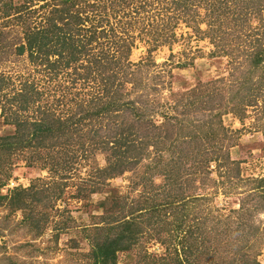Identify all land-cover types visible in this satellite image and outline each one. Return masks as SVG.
<instances>
[{
	"label": "rangeland",
	"instance_id": "1",
	"mask_svg": "<svg viewBox=\"0 0 264 264\" xmlns=\"http://www.w3.org/2000/svg\"><path fill=\"white\" fill-rule=\"evenodd\" d=\"M24 1L0 0V105L10 106V119L16 114L22 119V131L32 127L30 121L55 117L75 121L79 130L71 132L70 125L67 134L37 133L44 145L31 143L0 161V194H7L0 199V264H96L91 242L111 224L109 235H116L129 216L137 233L128 248L116 252L115 264H172L177 258L178 264H242L258 246L256 259L264 264V238L239 251L230 238L254 225L264 236V185L246 180L264 177V72L251 64V34L264 32V0H214V9L226 4L227 18L235 17L226 25L228 19L217 10L215 17L221 15L216 21L213 16L208 35L173 11L155 15L165 0H155L147 11L145 0L130 5L80 0L87 6L80 13L88 17L83 27L93 33L87 47L86 31L61 28L50 0ZM207 2L193 3L201 12L197 19ZM167 17L168 25H162ZM208 19L204 15L205 21L196 23L206 29ZM154 27L157 38L151 34ZM64 31L66 38L75 36L70 40L75 45L82 44L72 57L68 38L56 46L45 44ZM30 33L37 44L29 43ZM119 35L133 40L129 55L114 45ZM101 50L120 57L108 69L120 76L118 83L101 79L97 65L87 68ZM110 100L115 108L96 113ZM233 101L240 112L224 110L219 123L217 112ZM4 120L0 114V134L14 133V124ZM115 159L116 166L124 162L127 167L117 173L114 166V174L104 176L102 170ZM16 186L27 189L21 208L8 200ZM173 193L181 201L197 199L185 209L180 200L167 212L149 208L146 196L158 202ZM116 196L124 206H112ZM134 201L139 209L129 210ZM181 213L182 227L197 237L187 255L177 237L169 240V230L153 228L165 227L162 220ZM205 245L208 253L201 254Z\"/></svg>",
	"mask_w": 264,
	"mask_h": 264
},
{
	"label": "trees",
	"instance_id": "2",
	"mask_svg": "<svg viewBox=\"0 0 264 264\" xmlns=\"http://www.w3.org/2000/svg\"><path fill=\"white\" fill-rule=\"evenodd\" d=\"M28 1H33V0H25L23 2V5L25 3H27ZM40 1H42V0H40ZM126 1H127V4L130 5V3H132L133 1H136V0H126ZM145 1H147V2H146V6H144L145 8H143L144 10L152 7L155 0H145ZM156 1H158V0H156ZM165 1H166V3L163 6V8H161V10H157L156 13L152 11L153 14L155 13V15L156 14L159 15L161 11H163V12L173 11L175 13L174 15L176 18L183 17V19L186 23H188L189 25H192L193 28H195V31H202V32H205L207 35L209 32V29L213 25L212 24L213 16H214L215 21H216L217 17H220L221 14H222L223 18L229 17L227 15L228 13L224 10L226 7V4L221 5V9L220 8L214 9V5H213L214 0H208V2L205 3V6L203 5V7H204L203 16H201V18H199L201 21H205V20H203L204 15H205V19H206V16L209 17L208 23H206L209 26H207L206 29H203L200 26H198V24L196 23L197 20L199 21V19H197L196 17L199 14L201 15V12L199 10H196V8H195L196 5L193 4L195 2L197 3V0H165ZM79 2H80V0H50L49 3H52L51 9L55 10L54 11L55 20H59L63 24V26H61V28H66V29L67 28L68 29L75 28L76 31H78L79 29L86 31L84 34V37H83L84 38L83 39L84 40L83 46L87 47L88 43L90 42V40L93 36V33L92 32L90 33V28L88 26L84 25L85 27H83V22H85L88 19V17L85 16V18H82V16H80V13L85 12L87 9V6L86 5L82 6L81 4L79 5ZM62 4H64V7L62 6ZM118 4L120 5L121 3L119 2ZM127 4H125V6H127ZM134 4H138V3H134ZM134 4L132 6H135V8H137L136 5H134ZM42 5H44V4H42ZM111 5H112V1H111ZM148 5L150 7L147 8ZM24 7H26V6H24ZM217 10H219L221 12V14L215 17V12ZM34 11H36V10H34ZM259 13L260 12L258 10V12L256 14H259ZM64 14L66 16H64ZM169 17H167L166 21L162 25H168V23L170 21ZM234 17H230L229 19L227 18L228 20L226 22H228V23L226 25L231 24ZM65 18L67 20H64ZM48 19H51V18H48ZM160 19L164 20L163 17H161ZM55 20L51 19V22H50L51 28H57L56 26H58V25H56L55 22H53ZM156 20H158V19H156ZM133 22L134 21L132 20V21H130L129 24L131 25ZM220 23L221 22L216 23L217 27H221ZM247 24L250 25V22H248ZM231 25H233V24H231ZM151 30H152V32H151L152 36L154 38H157L158 33H156V31L158 29L156 27H154V29L151 28ZM87 31H88V33H87ZM93 31H94V29H93ZM111 31H112V33L115 34V29H111ZM125 31H127V30H125ZM30 32L34 33L35 31H34V29H32ZM260 32L263 34V36H260V35L253 36L251 34V36H252L251 40L254 43V45L252 46L253 47V55L251 58V64L254 67L260 65L262 67L263 72H264V32L263 31H260ZM66 33L67 32L64 31L63 35L61 33L58 35H56V34L52 35L51 37L48 38V39H52L51 42L45 43V44H47L49 47L51 45L56 46L57 44H59V41L61 39L67 40V38H68L66 43L69 45L68 47L70 49L67 51V54H69V57H72L78 51H80L82 44L79 46L75 45L72 42V41H74L75 36L73 34H71L69 37L66 38V36H65ZM125 33H127V32H125ZM160 35H162V31H160ZM171 35H174V31L171 32ZM32 36H33V34H31V33L28 34V36H27L29 43L33 42L34 44H37L38 42H37L36 36L34 35L33 38H32ZM118 37H119V40L113 38L111 40V42H115L117 40L118 42L114 43V45H116L117 47L119 46L123 49L125 48V50H127V52H125L126 55H129L128 51H130V49H131L133 40L128 38L127 36L125 37V36L119 35ZM129 37H130V35H129ZM70 40H72V41H70ZM248 41H249V38H247V42ZM63 43H65V42H63ZM63 43L61 42L60 45H63ZM41 44H43V43H41ZM21 49H22V47H21ZM99 53H100L99 56L98 55H96V57L94 56L92 58V60L88 63V65H90V66L87 68H91V67H94L95 65H97L98 66L97 69H100L99 72L103 73L100 76L101 79L106 81L105 80L106 78L110 79L112 77L113 78V79H111L112 83H115L117 81V79H118V81H117V83H118L120 81V76L114 70H108V69L110 67L111 62L114 61V64H115L116 62H118L116 59H119L120 57L118 55H117L118 57H114V56H116L115 54H109V53H108L109 56L107 57V55L102 50ZM103 57H105L107 59H111V60L110 61H108V60L103 61L102 60ZM17 95L13 94L12 97L16 98ZM231 99L234 100V97L232 96ZM235 101L231 102V104L228 107H225L223 110H220L219 112H217L219 123H221V119L219 117L221 116V114L224 110L227 109V111L233 112L235 114L240 112V109L237 107ZM115 106H116V104L114 101H112V100L105 101L96 110V113L101 112L102 109H105L107 107L115 108ZM0 108H1L0 114L3 117H5L4 121L6 123L14 124V126H15L14 133H8V134H4V135L0 134V161L4 158L5 154L10 155L14 151H18V150H20L26 146H30L31 143H33L36 146L37 145H44L45 144L44 143V137H46V135L48 133L52 135L56 131L57 134L59 133L60 135L61 134H67V131L70 129V125L72 126L71 132H76L77 130H79L74 124L75 121L73 122L70 120L68 122L67 120H61L60 118L55 117V118H51L49 120L42 121V122L41 121H34V122L30 121L31 124H29V125L32 127L28 128L27 131H22V127L24 126V125H22L23 124L22 119L16 118L17 114L12 119L9 118V117H12V116H10V114H8L10 111V106L5 107L3 104H1ZM242 110H243V108H242ZM244 113H246L245 110H244ZM85 115H87V113ZM72 124H74V125H72ZM220 125L221 124H219V128L221 130H225V128H223ZM37 133L38 134L40 133V135H42L44 137H42V138L37 137V135H38ZM139 160H140L139 158L137 160H135L134 164H132V165H136V163ZM116 161H117V159L109 160L108 166H110V169L107 166L104 170H102V172L104 173V176L105 175L112 176L114 173H110V172L113 171L114 166H115L114 168L116 169V172L117 171L122 172L127 167L125 165L127 163L123 164L124 162L123 163L118 162V165L116 166L115 165ZM118 161H119V159H118ZM107 168H108V170H107ZM160 169H163V166H160L159 170ZM246 180H248L251 184L254 183L255 184L254 187L264 185V177L258 178V177L249 176ZM1 183L2 182H0V184ZM262 191H264V189ZM26 192H27V189L25 187H22V186L13 187V189L11 190V192L8 195L9 204L13 208H18V207L21 208L24 204L22 196ZM175 195L176 194H174V193L169 194V196H170L169 199L166 197L163 199V201H158V202H156L155 200L152 201L151 199H149V196H146V200L148 202L149 208H152L153 211L159 210L161 207H164V210L167 212V210L169 208L175 209L178 207L177 203L180 200V198H178L177 196L175 197ZM263 195H264V193H263ZM5 197H7V194L6 195L0 194V199L5 198ZM196 197L197 196H192V197L188 196L186 199H183L182 201L180 200L182 203V209H185L184 207H186V204L190 200L197 199ZM121 198L122 197H119V196L114 197L113 198L114 204H112V206L113 207L114 206L115 207H117V206L122 207L121 204L124 206L125 202L123 203L121 201ZM188 198H189V200H188ZM103 203L104 202H102V204ZM138 206H139L138 202L134 201L132 204H129V210H130V207L135 208V209H139ZM107 210L111 211V208H107ZM153 211H151V212L153 213ZM128 213H130V211ZM183 214L184 213H181V215H179V216L171 215V218H172L171 221H168L167 219L162 220L164 222V225H166L165 227L164 226H158V224H156L155 227H153V228H154V232L156 229H157V231L162 230V229L169 230V232L172 233L171 234L172 236L169 237V240L173 241V238L177 237L183 246V248H181V251L183 252V254L187 255V254L192 253V250H191L192 249V243L193 244L196 243L194 240L197 239V237L192 236V234L190 232V231H192V229L182 227L181 222L183 221V219H180V218H183ZM127 215L128 214L123 215V216H121V218H123ZM129 217L123 218V220H121V222H120L121 228L118 230L116 235H114V236L109 235L108 229L112 228L114 225V224H111L108 226L107 232L102 238H97L91 242L90 255L93 256L94 263H96V264H115L116 252L118 250H121V249H126L130 246L131 240L133 241L135 239V234L137 232H134V230L132 229V220ZM196 217L197 216H195V218ZM158 220H159V218H158ZM158 220L156 222H158ZM168 224H172L174 227H172L170 229ZM240 224H239V226H240ZM32 225L37 226L38 222L34 221V222H32ZM135 228H136V226H135ZM251 228L252 229H250V230H245V232L243 234H241L240 236L238 234H234V235L230 236V238L233 241L232 244H235L234 249L236 248V246H238L239 247L238 251H239L240 249H242L243 244L246 246L255 247L256 243L257 244H259V242L261 243L264 236H261L260 234H258L259 226L254 225ZM182 231H183V233H182ZM187 231H189V233H187ZM234 231H236V229H234ZM253 237H255V238H253ZM188 239H190V240H188ZM258 239H261V241L259 240V242H258L257 241ZM169 240H168V237L166 234L165 242H169ZM184 243H186V244H184ZM258 247L254 248V250H255L254 252L252 251L254 253V255L251 254L249 257H247L243 261L242 264H247V263L248 264H261L259 262V260L256 259V254L259 252ZM207 248H208V246L205 245L204 248L202 250H200L199 252L201 254L208 253ZM173 250L176 251V248L174 247ZM176 254H178V253H176ZM170 255H171V253L169 252V257H170ZM237 255L240 256V255H242V253H239ZM172 260H173L172 264H178V258L172 259ZM228 264H230V263H228Z\"/></svg>",
	"mask_w": 264,
	"mask_h": 264
}]
</instances>
